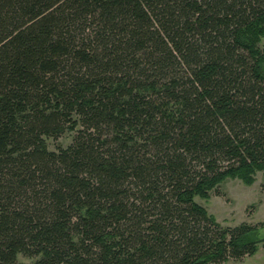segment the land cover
Segmentation results:
<instances>
[{
    "label": "trees",
    "instance_id": "16d2710c",
    "mask_svg": "<svg viewBox=\"0 0 264 264\" xmlns=\"http://www.w3.org/2000/svg\"><path fill=\"white\" fill-rule=\"evenodd\" d=\"M263 38L264 0H0V264L264 247V222L196 200L258 173L264 189Z\"/></svg>",
    "mask_w": 264,
    "mask_h": 264
},
{
    "label": "rangeland",
    "instance_id": "374dc122",
    "mask_svg": "<svg viewBox=\"0 0 264 264\" xmlns=\"http://www.w3.org/2000/svg\"><path fill=\"white\" fill-rule=\"evenodd\" d=\"M260 47L264 50V38ZM71 140L72 133L66 132L56 140L47 139V145L50 150H54L58 146H68ZM196 200L223 226H235L242 222L253 225L264 222V189L261 173L256 175V180L251 185H245L237 179L226 180L217 191L210 194L208 199ZM258 237H264V226L259 229ZM18 260L32 261L22 255L18 256ZM226 264H264V247L260 245L254 255L246 256L239 261H229Z\"/></svg>",
    "mask_w": 264,
    "mask_h": 264
}]
</instances>
